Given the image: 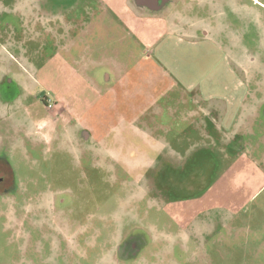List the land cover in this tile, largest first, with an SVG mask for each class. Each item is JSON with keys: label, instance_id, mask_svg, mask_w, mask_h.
Returning a JSON list of instances; mask_svg holds the SVG:
<instances>
[{"label": "rangeland", "instance_id": "1", "mask_svg": "<svg viewBox=\"0 0 264 264\" xmlns=\"http://www.w3.org/2000/svg\"><path fill=\"white\" fill-rule=\"evenodd\" d=\"M111 3L0 0V80L20 88L0 102L19 191L0 197V264H123L135 231L192 264H264V192L234 196L229 171L255 149L249 127L230 145L208 120L264 83V0H170L156 14ZM216 38L225 62L200 48Z\"/></svg>", "mask_w": 264, "mask_h": 264}, {"label": "crops", "instance_id": "2", "mask_svg": "<svg viewBox=\"0 0 264 264\" xmlns=\"http://www.w3.org/2000/svg\"><path fill=\"white\" fill-rule=\"evenodd\" d=\"M117 1L118 2H116L115 0V3H113L114 0H112V3L110 4L113 6L112 12L120 13L123 12L124 9H126L125 11L128 14H131V9H130L131 6L129 7L127 4H125V0H117ZM134 1L137 3L135 4L134 8H136V10L143 11L144 14L146 13L145 11H148L147 14L159 13L158 11H160L161 8H163L167 3L170 2V0H153L154 2H156V6H153L150 0H134ZM116 3H118L119 5L115 6L114 4ZM151 10L156 11V13L155 12L152 13L153 11ZM127 17L128 19L120 16V19L116 20V22H118L119 25L123 26L122 31H126L129 34L130 26L132 27V29L137 28L139 30L140 27L138 26V24L140 21L138 22L135 19L130 20V17L129 16ZM126 28L128 29V31L126 30ZM207 34L215 35L216 33L208 32ZM114 39H117V37ZM121 41L122 40H120L117 44L119 45L120 43H122ZM216 41H218L217 38L214 40L212 39H207L206 41L203 40L200 42V46H202L200 48L203 51H205L206 56L211 54L216 55L215 49H217V51L219 50L221 54L220 53L217 54L221 55L222 60L225 62L224 58L226 56H224V54L220 49V45H218ZM198 47L199 46H197V48ZM211 48L212 50H210ZM183 49L185 50L186 53H188V54L185 53V56H183L184 60L190 61V56L192 55V53H190L189 51V46H184ZM126 50H127V54H125V56L130 57L132 54L130 53L129 48L127 47ZM251 85L255 86V88L252 91H250L251 90L250 88L249 89L250 92H247L245 94L242 93L238 94L235 92L233 93L231 92L232 93L231 95L233 96V99H235L236 104L230 105V107L227 110L218 109L217 111H214L215 113H213V118L208 119L211 121L212 124H214L213 130L217 132V134L214 136H216L218 140L222 139L221 137L220 138L218 137L219 132H221L223 129L225 130V128L227 129L228 126V129L226 131L230 133L226 139L229 141L227 142V144L230 145L232 141L234 142L236 140L239 133H241L240 130L244 126L249 127L246 128L247 131L249 130L248 131L249 140H245V139L243 140L244 142L248 143L249 146L250 144H253L251 146H255V149L253 148H252L253 150L244 149L248 152L245 153L246 151L245 152L243 151L242 154H240V156L238 155L239 157L238 158L236 157L235 162L233 163L234 166L229 168V171L236 178L241 177V183H239L240 184L239 188L235 189L237 192L236 191L233 192L234 196L235 195L240 196V198H243V196L245 197L247 196V198L255 196V198L256 197L258 198L261 195L260 193L264 192V121H260V126L262 128V131H261V135L259 137L257 136V138L254 137L257 134L254 131H251V126H250L253 120L255 122L260 120V118L261 119L264 118V83H262L261 80L257 81V79L256 80L253 79L251 81ZM66 95L67 92L65 94L60 95L61 97L60 100L62 102L63 99H65L64 97H66ZM241 105L242 108L240 107ZM217 123H220V125H218ZM252 136L253 138L251 139L250 137ZM250 140L253 141L254 143H251ZM237 193L239 195H237Z\"/></svg>", "mask_w": 264, "mask_h": 264}, {"label": "flooded vegetation", "instance_id": "3", "mask_svg": "<svg viewBox=\"0 0 264 264\" xmlns=\"http://www.w3.org/2000/svg\"><path fill=\"white\" fill-rule=\"evenodd\" d=\"M19 81L16 77L5 75L0 80V102L11 103L15 94L16 88H19ZM2 86V87H1ZM17 88V89H18ZM20 89V88H19ZM2 95V96H1ZM36 146V145H34ZM16 173L11 159L7 154L0 153V197L7 194H16L18 191V184L16 181ZM58 204L59 196H56ZM149 236L145 232H132L129 234V239L124 246H119V252L122 254L123 264H137L139 260L144 264H169V262L178 261L180 264H192L191 258L193 252L190 250L180 249L178 245L171 250V253H163L165 249L152 248L148 246ZM32 241L29 239L28 243ZM169 257V259L165 257ZM165 262V263H164Z\"/></svg>", "mask_w": 264, "mask_h": 264}, {"label": "built area", "instance_id": "4", "mask_svg": "<svg viewBox=\"0 0 264 264\" xmlns=\"http://www.w3.org/2000/svg\"><path fill=\"white\" fill-rule=\"evenodd\" d=\"M53 105H55V104L51 101L48 106L51 108V107H53Z\"/></svg>", "mask_w": 264, "mask_h": 264}, {"label": "water", "instance_id": "5", "mask_svg": "<svg viewBox=\"0 0 264 264\" xmlns=\"http://www.w3.org/2000/svg\"><path fill=\"white\" fill-rule=\"evenodd\" d=\"M153 1V0H152ZM151 0H150V2H151V4L153 5V6H156V2H152Z\"/></svg>", "mask_w": 264, "mask_h": 264}]
</instances>
